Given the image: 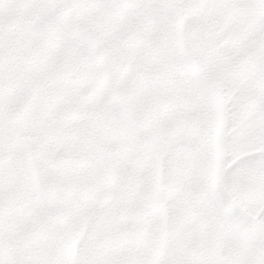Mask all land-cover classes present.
Masks as SVG:
<instances>
[{
  "label": "rangeland",
  "instance_id": "374dc122",
  "mask_svg": "<svg viewBox=\"0 0 264 264\" xmlns=\"http://www.w3.org/2000/svg\"><path fill=\"white\" fill-rule=\"evenodd\" d=\"M47 2L74 36L119 45L122 103L116 124L0 126V264H264V0H6L7 14ZM163 200L171 219L152 214Z\"/></svg>",
  "mask_w": 264,
  "mask_h": 264
},
{
  "label": "crops",
  "instance_id": "0c3cea01",
  "mask_svg": "<svg viewBox=\"0 0 264 264\" xmlns=\"http://www.w3.org/2000/svg\"><path fill=\"white\" fill-rule=\"evenodd\" d=\"M67 16L64 9L61 12L60 7L48 2L41 9H24L8 16L6 0H0V126L64 128L116 124L120 114L117 105L122 102L118 97L117 65L113 63L109 48L115 51L119 45L113 43L98 47L88 43L92 40H87L86 35L82 38L74 36ZM22 23H27L29 30L26 31L29 33L25 34L28 35L16 32ZM39 26L42 33L37 31ZM50 30L53 31L52 36L46 38L44 32ZM63 30L68 32L63 33ZM105 41L112 43V40ZM87 50L93 52L97 63L103 62L104 68L88 69ZM96 52L104 53H100L102 60ZM7 111L15 112L11 124L4 120ZM31 158L35 160L33 154ZM132 186L133 192L136 188ZM85 187L83 185L81 189ZM132 192L127 196L128 201L137 203L138 195L134 196ZM105 202L111 203V196H106ZM122 202L126 203L124 199ZM166 202L162 201L164 207L155 206L152 214L171 219L173 213L170 210L176 205ZM122 207L112 215L118 224L106 226L104 222L100 225L102 237L104 234H118L120 224L129 216ZM165 208L168 214L164 213ZM126 224L130 227L131 222ZM104 226L114 228L104 229Z\"/></svg>",
  "mask_w": 264,
  "mask_h": 264
},
{
  "label": "bare ground",
  "instance_id": "6f19581e",
  "mask_svg": "<svg viewBox=\"0 0 264 264\" xmlns=\"http://www.w3.org/2000/svg\"><path fill=\"white\" fill-rule=\"evenodd\" d=\"M19 96H20V95H19ZM24 129H25V128H24ZM42 130H43V129H42ZM42 130H41V131H42ZM35 132H36V131H35ZM40 142H41V141H40ZM46 144H49V142H48V143H46ZM46 147H47V146H46ZM42 148H43V147H42ZM47 148H48V147H47ZM54 150H55V149H54ZM53 154H54V153H53Z\"/></svg>",
  "mask_w": 264,
  "mask_h": 264
}]
</instances>
